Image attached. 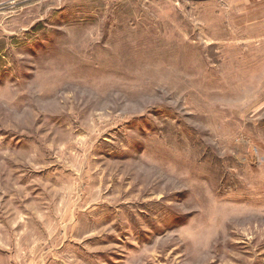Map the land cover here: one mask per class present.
<instances>
[{
  "label": "rangeland",
  "instance_id": "rangeland-1",
  "mask_svg": "<svg viewBox=\"0 0 264 264\" xmlns=\"http://www.w3.org/2000/svg\"><path fill=\"white\" fill-rule=\"evenodd\" d=\"M0 264H264V3L0 0Z\"/></svg>",
  "mask_w": 264,
  "mask_h": 264
},
{
  "label": "crops",
  "instance_id": "crops-1",
  "mask_svg": "<svg viewBox=\"0 0 264 264\" xmlns=\"http://www.w3.org/2000/svg\"><path fill=\"white\" fill-rule=\"evenodd\" d=\"M256 3H264V0H254Z\"/></svg>",
  "mask_w": 264,
  "mask_h": 264
}]
</instances>
